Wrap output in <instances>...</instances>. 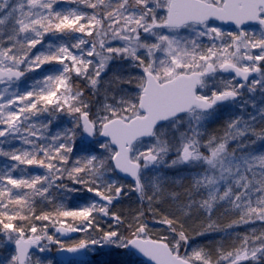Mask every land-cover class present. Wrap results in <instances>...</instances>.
<instances>
[{"label":"snow or ice","instance_id":"6c2138e0","mask_svg":"<svg viewBox=\"0 0 264 264\" xmlns=\"http://www.w3.org/2000/svg\"><path fill=\"white\" fill-rule=\"evenodd\" d=\"M61 113L72 127L52 134ZM0 157L14 162L0 167L9 264H45L51 245L135 249L146 264H264L254 229L230 248L193 247L264 223V0H0ZM84 193L86 207H65ZM133 196L141 206L126 218L116 206ZM221 208L235 217L224 228ZM149 218L167 235L152 238ZM33 221L87 238L65 248Z\"/></svg>","mask_w":264,"mask_h":264},{"label":"rangeland","instance_id":"374dc122","mask_svg":"<svg viewBox=\"0 0 264 264\" xmlns=\"http://www.w3.org/2000/svg\"><path fill=\"white\" fill-rule=\"evenodd\" d=\"M62 6L63 7H70L72 5L64 4ZM217 25H220V24L218 23ZM222 26H223L224 30H226V31H235L236 30L235 27H230V26L227 27V26H224V25H222ZM246 29H248L250 32H256L258 34L261 28H259L258 26H251V27H246ZM205 43H207V42H205ZM78 82L76 81L77 84H78ZM230 111H231V108L230 107H226V108L222 109L218 113V116L215 117V118H213L207 124V130L209 132H219L222 129L225 120L228 118V113ZM249 111H251V109H249ZM59 115H61L62 117L64 116L62 113L59 114ZM64 117H65L66 125H67L66 126V129L72 127L70 118H68L66 116H64ZM75 140H77L79 143H81L82 137L79 136V135H77L75 137ZM256 148L259 149L260 148V145L259 144L256 145ZM121 182L126 183L125 181H121ZM185 183H186V181H185ZM123 202L128 203V204L130 203L131 205H133V204H136V198H135V196H133L131 200L125 199ZM38 207L40 209H42V208H44V205L38 204ZM120 208H121V204H118V206H116V211L119 212V209ZM215 216L220 219L221 227L222 228L226 227V224L228 222H230L231 219L235 218L234 216L231 215V213L225 215V209H223V208L218 209L217 212L215 213ZM49 222L50 221H41L40 222L41 224L39 226L37 225V227L39 228L40 226H42L43 223L48 226L49 224H51ZM76 225H78V224H76ZM76 225H74V226H76ZM149 227H150V235L152 237L154 236V238H159L161 236L167 235V229L165 227H162L161 225H159L157 223H152V224L149 223ZM253 229L257 233L264 232V223L259 222V221H256V222L251 223L249 225H245L243 227L237 228V229H235L233 235L227 236V237H226L225 233H223V232L211 233L209 236H205V237H199V236H197V237H195L196 243L193 244V247H205L206 250H207L208 248L215 249V248H217L220 245H224L225 248H230L232 244L236 243V235L237 234L243 235L246 232L251 231ZM86 235H87V233H85V232H79L78 236H76L75 239H71V240H66L65 241V240H62L61 238H59V235L56 233V228H55L54 235L53 236L56 237V238H58V239H60L61 242L64 245H66V243H69V244L70 243L71 244L74 243L75 244L78 240L85 239L86 238L85 237ZM93 235H95V233H93ZM1 239H2V237H0V240ZM168 239H171V236H168ZM59 248H60L59 245H51L50 246V250L48 252H45L43 254H40V256H41L42 259H43L44 255L47 254V257H45V260H44L45 264H49V262H51L48 259H51L52 260V254H53V252H54V255H56V251ZM112 249H115L116 250L118 248H112ZM103 250L109 251V248H105ZM12 251H14V246H12ZM97 252H95V253H93V252H87L86 254H83V255L79 256L76 261H71V262H68L67 264H86L88 262V260L94 254H96ZM14 254L15 253L13 252L12 255H14ZM5 262L2 261V264H5ZM6 264H9V262H6ZM56 264H66V263H64V262H62V261L59 260L58 262H56Z\"/></svg>","mask_w":264,"mask_h":264},{"label":"trees","instance_id":"16d2710c","mask_svg":"<svg viewBox=\"0 0 264 264\" xmlns=\"http://www.w3.org/2000/svg\"><path fill=\"white\" fill-rule=\"evenodd\" d=\"M35 76H36L35 73H29V77H35ZM32 83H33V80L29 79L28 84H32ZM78 84L80 85L81 88H83L82 83L78 82ZM48 118L49 117L46 114H44V115H41V116L35 118L34 122H36L37 126L39 127L40 124L45 122ZM51 120H52V124H51L50 132L52 134H55L56 132H60L61 135H63V133L67 130L65 117L64 116L62 117L61 115L57 114L55 116H52ZM75 145L79 146L80 143L77 140H75ZM5 147L7 148L8 146L5 145ZM76 155L77 154H76L75 149H74V153H73L74 158L76 157ZM5 163H14V162L7 161L6 158L0 157V167H2ZM70 163H71V161H70ZM29 170H31V169H29ZM39 171H43V170L41 169ZM13 175L14 176L19 175V172L18 171L14 172ZM92 200H93V197L91 194L84 193L81 196L69 197L68 199H66L64 201V205L66 208H69L70 210H75V209H78L80 207H86L90 202H92ZM140 206L141 205L138 204L137 202H136V204H133V205H131L130 203L129 204L125 203V204L121 205L119 212L125 213V216L127 218L130 216V214L133 211H135ZM40 210L41 209L37 205V208H36L37 213H39ZM33 222L36 224V226L37 225L39 226L41 224L40 223L41 221H33ZM49 223H51V224L48 225V229H47L48 233L50 235H54L55 227L58 226L59 224L54 225L51 221ZM65 223H72L73 225H76V224H79L80 222L79 221H72L71 218H67ZM149 223L152 224L154 222H152L151 219L149 218ZM42 225H45V224L43 223ZM101 227L107 228V223L102 221ZM85 237L87 238V235ZM152 238H154V236ZM181 251L183 254L184 250L182 249ZM13 252L14 251H12V246H10V245L0 246V264H2V261L9 262ZM45 257H47V254L44 255V257H43L44 260H45ZM48 260L51 261V264H56V262L59 261V260H57L56 255H54V252L52 254V260L51 259H48ZM6 262H5V264H6ZM86 264H144V263L141 262L134 254H132V253L129 254L126 249H119L118 248L115 250V249L111 248V249H109V251H106V250L98 251L96 254H94L88 260V262Z\"/></svg>","mask_w":264,"mask_h":264},{"label":"water","instance_id":"95a60500","mask_svg":"<svg viewBox=\"0 0 264 264\" xmlns=\"http://www.w3.org/2000/svg\"><path fill=\"white\" fill-rule=\"evenodd\" d=\"M217 24H221V25H225V26H231V27H236L234 24H231V23H225V22H221V21H217L216 22ZM251 25L253 26H260L259 24H257L256 22H249L247 25H244L243 27H250ZM261 27V26H260ZM121 176H123V174H121ZM130 180L131 181V178L129 177L127 179V181ZM58 233V232H57ZM60 238L62 239H69V238H72V237H76V235L78 234V232H74V233H67V234H61V233H58ZM67 248V247H66ZM128 252H132L134 253L136 256H138V258L141 260V261H144V263L146 264V262H148L149 258L148 257H145L142 253H139L137 250L135 249H127ZM85 252H79V253H72V252H68L64 249H60L57 251V257L58 259L62 260V261H67V260H73L75 257H77V255H81Z\"/></svg>","mask_w":264,"mask_h":264},{"label":"flooded vegetation","instance_id":"af4514ba","mask_svg":"<svg viewBox=\"0 0 264 264\" xmlns=\"http://www.w3.org/2000/svg\"><path fill=\"white\" fill-rule=\"evenodd\" d=\"M259 28H260V27H259ZM128 182H130V181H128ZM120 204H121V205H123V204H125V202H123V203H120ZM117 206H118V205H117ZM77 236H78V235H77ZM75 238H76V237H75ZM75 238H73V239H75ZM66 240H71V239H66ZM66 240H65V241H66ZM73 245H74V243H72V244H71V243H70V244H69V243H66V245H65V248H66V247H71V246H73ZM77 258H78V257H77ZM77 258H75V260H74V261H76V260H77ZM64 263H66V264H67V263H68V261H67V262H64Z\"/></svg>","mask_w":264,"mask_h":264}]
</instances>
